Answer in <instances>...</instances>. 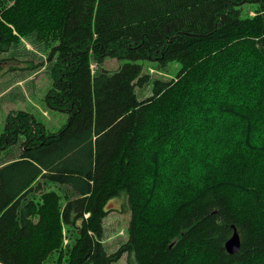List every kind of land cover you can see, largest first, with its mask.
<instances>
[{
  "label": "trees",
  "instance_id": "trees-1",
  "mask_svg": "<svg viewBox=\"0 0 264 264\" xmlns=\"http://www.w3.org/2000/svg\"><path fill=\"white\" fill-rule=\"evenodd\" d=\"M0 35V52L20 36L47 42L43 99L67 114L56 130L26 109L5 116L0 154L18 144L20 155L0 163L1 264H111L124 252L129 264H264V0H0ZM108 57L124 61L107 69ZM139 59L180 66L139 98ZM22 62L9 68L41 60ZM112 209L129 217L108 252Z\"/></svg>",
  "mask_w": 264,
  "mask_h": 264
},
{
  "label": "rangeland",
  "instance_id": "rangeland-1",
  "mask_svg": "<svg viewBox=\"0 0 264 264\" xmlns=\"http://www.w3.org/2000/svg\"><path fill=\"white\" fill-rule=\"evenodd\" d=\"M255 2H244L243 12L253 13ZM50 46L46 41L37 38L35 35L20 36V39L13 43L9 49L0 52V57H7L8 62L0 66V131L3 129L5 116L10 109H26L31 111L38 119L42 120L48 130H56L67 120L65 112L47 107L43 96L50 86V68L52 62L47 59ZM20 58L13 61V56ZM32 59L33 62L41 63L34 68L20 67L10 69L9 64L24 65L22 60ZM124 59L108 57L103 65L107 69H114ZM143 65V71L149 73V79L142 85H136L135 91L139 98H143L151 93L152 80L154 78L169 79L178 70L180 63L177 60L169 61L165 66L159 65L155 60L139 59ZM93 72L99 68L92 60ZM20 155V146L13 144L4 149L0 154V163L12 160ZM44 187L56 189L63 195H73L74 192L66 184H59L39 178ZM28 197H38L37 191H31ZM64 200V198H63ZM118 200H112L110 205L117 206ZM128 213L117 209L110 210L103 218V243L108 252L114 251L126 240ZM134 261V255L124 252L117 260L111 264H129Z\"/></svg>",
  "mask_w": 264,
  "mask_h": 264
},
{
  "label": "water",
  "instance_id": "water-1",
  "mask_svg": "<svg viewBox=\"0 0 264 264\" xmlns=\"http://www.w3.org/2000/svg\"><path fill=\"white\" fill-rule=\"evenodd\" d=\"M0 38H1V35H0ZM239 245H240V237H239V233H238L236 227L233 226L232 233H231V235L225 240L224 246H225V249H226L228 252H235V251L238 250ZM0 264H1V262H0Z\"/></svg>",
  "mask_w": 264,
  "mask_h": 264
},
{
  "label": "flooded vegetation",
  "instance_id": "flooded-vegetation-1",
  "mask_svg": "<svg viewBox=\"0 0 264 264\" xmlns=\"http://www.w3.org/2000/svg\"><path fill=\"white\" fill-rule=\"evenodd\" d=\"M6 62H7V61H5V60L0 61V66H1V65H4Z\"/></svg>",
  "mask_w": 264,
  "mask_h": 264
}]
</instances>
